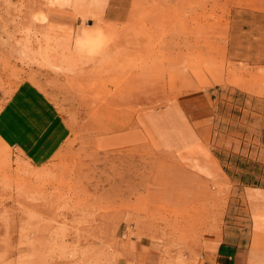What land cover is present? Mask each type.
<instances>
[{"label": "rangeland", "instance_id": "1", "mask_svg": "<svg viewBox=\"0 0 264 264\" xmlns=\"http://www.w3.org/2000/svg\"><path fill=\"white\" fill-rule=\"evenodd\" d=\"M67 1L0 0V113L36 92L61 120L45 158L0 140V264H198L264 186V17L121 0L117 25L50 28Z\"/></svg>", "mask_w": 264, "mask_h": 264}, {"label": "crops", "instance_id": "2", "mask_svg": "<svg viewBox=\"0 0 264 264\" xmlns=\"http://www.w3.org/2000/svg\"><path fill=\"white\" fill-rule=\"evenodd\" d=\"M163 1L175 3L176 0ZM233 1L232 9L236 10L239 16H250L253 21L264 17V0ZM132 5L121 0H68L63 5H52L47 8L46 23L52 29L63 31H74L83 26L84 22L88 27L95 23L117 25L120 10L128 9V6ZM40 99L41 96L35 92L34 102L28 100L30 102L28 106L22 104L25 110L9 105L2 109L0 140L9 148L29 153L32 157L45 158L54 152L53 148L56 145L52 142V135L59 128L61 120L53 116L49 117L47 124L44 123L42 113L45 107L37 104ZM261 138L263 141L264 134ZM46 148L53 152L48 153ZM243 189L242 206L239 207L242 216H238L237 219L246 224L238 223L237 226L230 227L231 229H223L221 234L234 235L236 240L229 242L221 239L210 242L199 257L201 261L196 260L198 264H264V249L259 243H255L256 239L259 241L264 238V186L252 185ZM245 234L252 237L246 244L240 242L243 239L242 235ZM140 250L142 252L138 254V264H159L158 259L146 255L148 249L144 245H141Z\"/></svg>", "mask_w": 264, "mask_h": 264}]
</instances>
